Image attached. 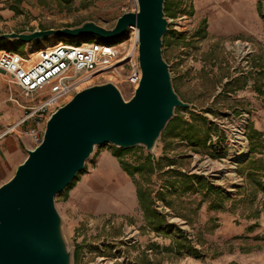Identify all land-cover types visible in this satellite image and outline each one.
<instances>
[{"label": "rangeland", "instance_id": "obj_1", "mask_svg": "<svg viewBox=\"0 0 264 264\" xmlns=\"http://www.w3.org/2000/svg\"><path fill=\"white\" fill-rule=\"evenodd\" d=\"M168 3V11L175 15L168 16L164 11L171 31L163 36L162 55L170 64L174 90L181 99L193 104L186 109L176 107L172 119L190 121L191 113L203 116L209 127L205 146H192L187 140H180L177 133L181 128L177 122L162 130L153 154L142 146L122 150L109 143L96 145L73 183L54 196L73 245V264H147L148 261L150 264H264L261 206L264 193L257 190L251 197L250 185L243 192V186L254 184L255 178L264 182V170L254 174L249 168L253 167L250 163L253 159L264 162V102L258 97L256 107L243 102L245 85L259 94L264 91V0H168ZM135 9V0H0V31L72 26L84 20L111 27L119 15ZM6 10L8 17L4 15ZM182 15L185 17L180 18ZM95 38L85 34L73 38L49 36L30 42L2 39L0 48L33 57L40 47L60 40L78 44ZM235 38L250 41L255 50L252 69L244 75L233 76L229 69V53L224 44ZM0 80L7 95L11 90L24 101L18 87L10 84L1 72ZM90 82H111L124 99L131 96L128 88L110 74L97 76ZM16 109L18 115L23 114L22 108ZM196 124L202 127L201 120H196ZM234 125H240L244 133V148L239 149L240 145L232 142L225 144V136ZM29 126L27 123L22 128ZM255 132L260 135L253 137L251 144L255 148L251 151L248 139ZM198 136L203 137V133L200 131ZM220 143L222 149L218 147ZM28 146L34 147L31 141ZM106 152L117 158L136 190L139 186L151 190L153 208L171 227L162 225L157 230L148 226L138 197L137 205L127 214L106 213L79 219L71 211L63 212L66 192L71 186L101 184L104 169L97 159ZM25 156L26 153L22 158ZM148 159L152 171L147 167ZM18 162L6 177L12 175ZM121 162L129 165L128 171ZM136 166L138 170L134 169ZM177 172L201 176L215 191L207 194L195 188L183 192L178 182L168 186L166 183L175 180ZM160 192L165 195L164 201L159 197ZM181 237L195 252L178 255L174 249H165L175 246Z\"/></svg>", "mask_w": 264, "mask_h": 264}, {"label": "water", "instance_id": "obj_2", "mask_svg": "<svg viewBox=\"0 0 264 264\" xmlns=\"http://www.w3.org/2000/svg\"><path fill=\"white\" fill-rule=\"evenodd\" d=\"M164 1L135 0V11L123 12L111 27L84 20L72 26L0 31V40L19 42L85 34L117 42L133 25L141 70L128 99L111 82L92 84L49 114L40 143L25 148V158L0 184V264H73V245L54 196L84 168L96 145L142 146L153 154L175 108L192 107L174 90L170 64L162 55L169 24Z\"/></svg>", "mask_w": 264, "mask_h": 264}, {"label": "built area", "instance_id": "obj_3", "mask_svg": "<svg viewBox=\"0 0 264 264\" xmlns=\"http://www.w3.org/2000/svg\"><path fill=\"white\" fill-rule=\"evenodd\" d=\"M137 46V29L130 25L125 36L117 42L100 37L78 44L60 40L51 46L40 47L33 57L23 56L7 47L0 48V72L10 84L18 87L24 98L21 101L15 95H9V100L24 111L20 118L2 128L0 136L18 131L29 136L36 146L42 139L49 114L75 92L93 84L90 82L93 78L103 74L114 76L132 94L141 78ZM224 46L229 53V69L233 76L244 75L252 69L251 58L255 50L250 41L235 38L226 41ZM27 123L30 126L23 129ZM239 127L234 125L224 140L225 144H239L241 149L246 141ZM216 137L218 139L219 135ZM218 147L224 146L220 143Z\"/></svg>", "mask_w": 264, "mask_h": 264}, {"label": "crops", "instance_id": "obj_4", "mask_svg": "<svg viewBox=\"0 0 264 264\" xmlns=\"http://www.w3.org/2000/svg\"><path fill=\"white\" fill-rule=\"evenodd\" d=\"M4 15L10 16L9 10H6ZM249 88L248 85L243 88V102L245 104L248 103L249 106L256 107L258 98L259 100L263 99L264 102V91L259 94L251 87ZM0 93L1 132L4 126L16 121L22 114H17L16 108L19 106L9 100V95L14 94L10 90L7 95L4 82L1 80ZM25 136L27 135L18 131L0 136V183L7 180L8 177L6 176L10 169L22 158L25 148L30 146H28V143L31 140L29 136H27L28 139H25ZM97 161L104 169L100 178L101 184H75L71 186L66 192L67 202L63 204V212L71 211L79 219H82V217L86 219L106 213L127 214L135 208L137 205L136 185L132 183L127 173L121 169L117 158L111 152H106L102 153ZM73 220L77 223L75 219Z\"/></svg>", "mask_w": 264, "mask_h": 264}, {"label": "trees", "instance_id": "obj_5", "mask_svg": "<svg viewBox=\"0 0 264 264\" xmlns=\"http://www.w3.org/2000/svg\"><path fill=\"white\" fill-rule=\"evenodd\" d=\"M168 4H169L168 0H165L164 1V11L168 16H170V15L174 16L175 12L171 13L168 11V6H169ZM259 6H261V2L259 3ZM204 21L205 20H202L203 24H204ZM170 31L171 30L168 29L165 36L168 35L170 33ZM164 40H165V37H164ZM5 41H7V39H5ZM196 120H201L202 127L198 126L196 124ZM175 122H177V124H179L178 127L181 128V130L177 133V137H179L180 140H187L189 142V144H191L192 146H196V145L205 146L209 127L207 125H205L206 120L203 116H200V115L195 114V113H191L190 121L181 120L178 117H175L170 122H168V124L166 125V128L164 130H167V128L172 123H175ZM200 131L203 133V137L199 138L198 134ZM258 135H260L258 132H255V135H252V134L249 135L248 140L250 142V146H251L250 150L251 151L254 150V148H255L254 144H251L253 142V137L254 136L256 137ZM122 150H124V149H122ZM122 150H119V151H122ZM125 150H127V149H125ZM114 155H116V153ZM146 163H147L148 169H150V171H152V165H151L149 159L147 160ZM250 163L253 164V167L249 166V168H251V170L254 171L253 172L254 174L256 172L264 170V162L263 161H261V160L257 161V160L253 159L250 161ZM256 164H258V165L256 166ZM122 167L126 171L129 170L128 169L129 165H127L125 163H122ZM134 169L138 170L139 168H138V166H136V167H134ZM77 174L65 188L69 187L73 183V181L77 177ZM176 182L179 183L178 185L180 186V189L183 192L193 191L195 188L199 189L201 191H204V193H207V194H211L215 191V188L213 186L207 184V182L201 176H197L194 174L185 175V174L177 172L176 173V179L169 181V183H166V184L168 186H173V185H175L173 183H176ZM194 183H196V184H194ZM249 185L253 188L252 190H250L251 194L250 193L248 194L251 197H253L255 195V192L257 190H260L261 192L264 193V182H262L259 178L254 179V184H246L245 186H243V192L247 191ZM136 193H137V197H138L140 206L143 210L144 218H145L148 226H150L154 229H157V230L158 229L160 230L162 225L171 227V225L168 224L167 221L165 220V217L160 212H158L155 208H153V206H152L153 201H152L150 189H148L146 187L139 186V187H137ZM159 197L163 201L165 200V195H163V192L159 193ZM261 204H262L261 206L263 207V211H264V200L261 202ZM256 211L259 212L260 210L257 209ZM165 249H167V250L169 249L168 251H172V249H174L173 251H175L178 255H180L182 252H189V251H191L189 253L195 252V250L193 248L187 246V243L182 239V237L177 239L175 246H173L171 248L168 247ZM146 263L150 264V261H148Z\"/></svg>", "mask_w": 264, "mask_h": 264}]
</instances>
